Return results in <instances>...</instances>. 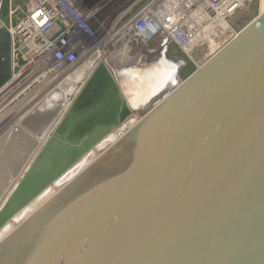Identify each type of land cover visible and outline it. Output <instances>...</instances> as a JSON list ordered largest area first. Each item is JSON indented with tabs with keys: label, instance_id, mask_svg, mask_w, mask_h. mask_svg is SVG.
<instances>
[{
	"label": "water",
	"instance_id": "obj_1",
	"mask_svg": "<svg viewBox=\"0 0 264 264\" xmlns=\"http://www.w3.org/2000/svg\"><path fill=\"white\" fill-rule=\"evenodd\" d=\"M166 43L143 49L137 68L175 82L138 119L101 63L51 137L9 171L0 210L11 199L12 212L133 118L0 243V264H264V12L200 67ZM10 74L1 28L0 88Z\"/></svg>",
	"mask_w": 264,
	"mask_h": 264
},
{
	"label": "built area",
	"instance_id": "obj_2",
	"mask_svg": "<svg viewBox=\"0 0 264 264\" xmlns=\"http://www.w3.org/2000/svg\"><path fill=\"white\" fill-rule=\"evenodd\" d=\"M13 1L0 0V29H7L11 38V74L0 88V133L23 120L18 117L55 101V96L79 94L84 84L75 92L72 84L80 82L76 78L91 76L101 63L117 82L120 70L139 66L141 51L151 43L169 42L190 60L196 52L206 53L209 60L237 35L231 20L262 4V0H27L22 7ZM63 82L70 87L60 89ZM130 128L128 123L119 127L125 132Z\"/></svg>",
	"mask_w": 264,
	"mask_h": 264
},
{
	"label": "rangeland",
	"instance_id": "obj_3",
	"mask_svg": "<svg viewBox=\"0 0 264 264\" xmlns=\"http://www.w3.org/2000/svg\"><path fill=\"white\" fill-rule=\"evenodd\" d=\"M259 14H260V6L256 4L253 7L248 8L247 10L237 14L231 20V25L234 33L238 34L239 32H241L244 28H246L249 24H251L259 16ZM4 18H5V14H4ZM166 44L168 45V52L171 56L173 57L182 56V53L178 50V48L175 45H173L172 43H166ZM163 45L164 43L161 44V46ZM159 46H160L159 43H151L148 46V49L156 50L159 48ZM191 60L195 66L200 67L207 60L206 53L196 52ZM146 63H148V60L146 61ZM109 64L112 67L113 63L109 62ZM112 68L113 70H119L116 69L115 67ZM138 71L140 73L143 72L146 73V77H149L147 73L149 74L150 71L147 68L144 67L141 68V70L138 68ZM122 77H120V75H117L118 87L121 95L123 94L122 95V97L124 98L123 101L128 100L127 102L129 103V96L131 95L130 94L131 90L130 87H127V85L129 84L128 81ZM114 78L116 79V77ZM128 93L129 95L127 96L126 94ZM69 95L70 93L64 95L65 97L60 95L58 96L59 98L55 96L54 97L55 101H51L49 103L45 102L34 108V110L28 116L18 117L19 119L21 118L23 119L21 125L20 123H16L17 126L14 125L12 128H10L11 124H9L10 129L4 132L2 131L0 133V142H4L3 143L4 146L2 145V143H0V186H2L1 182L5 180L7 177H9L10 174L9 171L11 169H14L15 167L20 168L25 161L26 155H29L31 151L35 148L37 150L38 146L40 147L42 142L44 143L46 140L49 139V137H51L54 128L63 119V117L71 107L74 99L78 94H76L75 96H71V95L69 96ZM125 95L127 96V98ZM61 102H63V104ZM147 108L148 107H144L139 110L134 108L133 110L131 109L129 110L134 113V119H138L141 116L140 114L141 113L143 114V112L146 111ZM123 123H128L129 125H131L130 120H128L127 122L125 121ZM120 126L121 125L111 130V133L107 135L93 149H91L80 161L75 163L68 171H66L59 178H57L50 187L46 188L37 198L34 199L35 202L34 200L27 201V203L24 206L22 207L20 206L16 210L11 212L9 211V208L11 209L12 207V203L10 199L12 194L8 196L7 199L5 200V204L9 202V199L10 202L6 206L4 205L5 207H3L0 210L1 212H9L8 215L7 214L5 216L0 215V225H1L0 238L5 236L6 234H9L14 229H16L22 220L28 217L34 210L39 208L45 201H47V199L50 196L54 195L61 188H63V186H65V184L71 179V177H73L77 172H79L84 167V164L91 162L97 156H99L106 148H108L110 144H112V141L117 138V136H120V134H123L125 132V130L119 129ZM37 128L39 129V131H37L38 130ZM37 155L33 156V158L31 159L32 162L35 161ZM43 174L44 173H42V175Z\"/></svg>",
	"mask_w": 264,
	"mask_h": 264
},
{
	"label": "bare ground",
	"instance_id": "obj_4",
	"mask_svg": "<svg viewBox=\"0 0 264 264\" xmlns=\"http://www.w3.org/2000/svg\"><path fill=\"white\" fill-rule=\"evenodd\" d=\"M263 1L264 0H262V4H261V6H260V14H262L263 12H264V5H263ZM123 59V58H122ZM121 59V60H122ZM116 66H118V63H116ZM107 67V66H106ZM156 72H157V78L155 77V75H152V76H150L148 73H147V75H149V77H146V73H140L139 71H138V68H135V69H133V70H120V74L122 75V76H124V78L128 81V85H127V87H130V96H129V103L126 101H124L125 103H126V105H127V107L129 108V109H131V110H133L134 108L135 109H142V108H144V107H148L147 108V110H149L155 103V100H156V95H158V94H164L165 92L164 91H166L165 89H166V87L167 86H173V84H174V82H175V80L174 79H169V77H164V74H165V70L164 69H161L159 66H157L156 68ZM141 70V69H140ZM111 73V72H110ZM112 74V76H113V73H111ZM169 75V74H168ZM89 76L90 75H84L83 77H78V78H76V80H77V83L79 82V79H80V82H79V84L77 85V84H72V87L73 86H75L76 88H75V90L77 91V89H79L88 79H89ZM164 77V78H163ZM161 79H164L165 81H163V80H161ZM126 84V83H125ZM77 85V86H76ZM124 87H126V86H124ZM128 89V88H127ZM127 89H126V91H127ZM75 91V92H76ZM124 91H125V89H124ZM128 91V92H129ZM123 95V94H122ZM127 96L129 95V93L128 94H126ZM125 95V96H126ZM70 96V95H69ZM124 96V97H125ZM127 96H126V98H127ZM132 96V97H131ZM65 97V96H64ZM56 99V98H55ZM64 99H66V98H64ZM68 99V98H67ZM124 99V98H123ZM58 101V100H57ZM62 104H63V102H61ZM145 103H146V105H145ZM61 104V105H62ZM51 105V104H50ZM55 105V104H54ZM56 106V105H55ZM70 106V105H69ZM70 109V108H69ZM144 110V109H143ZM146 110V111H147ZM146 111H144V112H146ZM59 112V111H58ZM62 112V111H61ZM143 112V113H144ZM32 118V117H31ZM132 120H133V118H131L130 119V122H131V126L134 124V121L132 122ZM28 121V120H27ZM44 121V120H43ZM21 122L22 121H20L19 123H20V125H21ZM125 122V121H124ZM127 122V121H126ZM15 126H17V124H14ZM38 129V128H37ZM36 129V130H37ZM35 130V131H36ZM37 131H39V129L37 130ZM51 132V131H50ZM15 133V132H14ZM19 133V132H18ZM125 134V132L123 133V134H120V136H117V138L115 139V140H113L112 141V144L114 143V142H116L120 137H122L123 135ZM0 143H2V145H3V143L4 142H0ZM111 145V144H110ZM4 146V145H3ZM8 147H9V145H8ZM8 147H6V148H8ZM17 149V148H16ZM36 150V149H35ZM34 150V151H35ZM33 154V153H32ZM96 159V158H95ZM94 159V160H95ZM94 160H92L91 162H88L87 164H84V167L79 171V172H77L73 177H71V179L68 181V182H70L71 180H73L78 174H80L85 168H87ZM12 170V169H11ZM8 174V173H7ZM67 182V183H68ZM66 183V184H67ZM65 184V185H66ZM64 187V186H63ZM53 196V195H52ZM52 196H50L48 199H47V201L52 197ZM47 201H45V202H47ZM34 202H35V200H34ZM44 202V203H45ZM43 203V204H44ZM42 204V205H43ZM41 205V206H42ZM40 206V207H41ZM39 207V208H40ZM39 208H37L36 210H34L28 217H30L35 211H37ZM28 217H26L24 220H22L21 222H20V224L21 223H23ZM19 224V225H20ZM18 225V226H19ZM10 233H12V232H10ZM9 233V234H10ZM9 234H6L5 236H3L2 238H0V243L7 237V236H9ZM0 235H1V233H0Z\"/></svg>",
	"mask_w": 264,
	"mask_h": 264
},
{
	"label": "crops",
	"instance_id": "obj_5",
	"mask_svg": "<svg viewBox=\"0 0 264 264\" xmlns=\"http://www.w3.org/2000/svg\"><path fill=\"white\" fill-rule=\"evenodd\" d=\"M160 47H161V46H159L158 49H160ZM158 49H156V50H158ZM152 51H154V50H152ZM152 51H151V52H147V51L144 52L143 55H144V59H145V60H148V59H149V57H150V56L152 55V53H153Z\"/></svg>",
	"mask_w": 264,
	"mask_h": 264
},
{
	"label": "trees",
	"instance_id": "obj_6",
	"mask_svg": "<svg viewBox=\"0 0 264 264\" xmlns=\"http://www.w3.org/2000/svg\"><path fill=\"white\" fill-rule=\"evenodd\" d=\"M4 14H5V17H6V9H3L2 11V17L4 18Z\"/></svg>",
	"mask_w": 264,
	"mask_h": 264
}]
</instances>
